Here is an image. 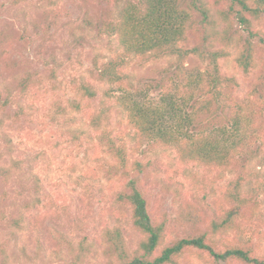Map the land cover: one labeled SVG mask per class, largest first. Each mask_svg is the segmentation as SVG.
Listing matches in <instances>:
<instances>
[{
    "label": "rangeland",
    "instance_id": "374dc122",
    "mask_svg": "<svg viewBox=\"0 0 264 264\" xmlns=\"http://www.w3.org/2000/svg\"><path fill=\"white\" fill-rule=\"evenodd\" d=\"M126 1L0 0V264H70V244L84 235L91 248L82 264H104L101 234L117 223L131 248L139 241L130 212L116 203L126 179L111 166L106 139L90 126V115L101 103L116 105L123 89L144 102L157 103L165 91H179L181 98L190 100L191 89L181 90L184 78L205 70L207 61L195 54L182 60L177 54L159 61L129 57L121 68L126 81L103 78V71L123 58L112 23ZM234 30L240 31V26ZM185 45L194 46V37ZM220 64L222 73L238 82L233 91L237 101H249L253 93L261 95L259 67L244 73L232 56L221 58ZM179 66L181 77L176 75ZM24 78L30 80L26 89ZM85 82L95 88V97L83 96L80 87ZM203 98L199 89L193 102ZM258 126L252 152L241 160L248 175L243 193L259 204L253 217L241 220L242 242H257L264 236V114ZM109 130L114 137L129 139L131 161L151 163L141 174L143 188L154 216L167 217L170 240L194 233L179 223L172 189L178 186L193 201L205 197L214 203L241 171L234 167L222 178L205 168L184 174L149 142L131 139V126L117 108L111 111ZM8 136L13 142L11 156L22 161L20 169L11 168ZM91 168L98 175L86 178ZM235 237V233L226 235L227 243L239 242ZM259 253L264 254V240ZM181 264L212 262L188 251Z\"/></svg>",
    "mask_w": 264,
    "mask_h": 264
},
{
    "label": "trees",
    "instance_id": "16d2710c",
    "mask_svg": "<svg viewBox=\"0 0 264 264\" xmlns=\"http://www.w3.org/2000/svg\"><path fill=\"white\" fill-rule=\"evenodd\" d=\"M235 25L245 34L233 31ZM112 32L123 58L103 71L102 77L110 82L126 81L121 68L129 57L159 61L177 54L182 60L195 54L207 61V66L184 78L181 90L191 89L194 96L191 102L181 98L179 91H165L157 103L144 102L123 89L116 105L101 103L92 111L90 126L106 139L113 157L111 166L126 179L116 194V203L130 212L132 225L140 234L137 245L131 248L119 223L106 226L101 234L104 264H181L188 251H195L197 257L212 264H264V254L259 253L264 236L257 242H242L239 235L241 220L253 217L259 205L256 199L243 193L248 175L241 160L252 152L259 136V116L264 114V0H127L112 23ZM192 36L195 45L186 46ZM230 56L244 73L261 69L260 96L253 93L249 101H237L233 94L236 78L221 71V58ZM177 69L178 77L184 75L181 66ZM29 83V78H24L23 89ZM80 88L83 96H96L91 84L85 82ZM199 89L204 98L194 103ZM113 108L130 124L131 136L127 135L131 139L149 142L184 174L205 168L222 178L234 167H241L227 182L222 199L214 203L205 197L193 201L182 195L180 187L172 189L179 223L190 226L193 234L168 239L167 217L154 216L151 199L143 188L141 174L151 163L131 161L129 139L112 136L109 126ZM15 116L18 118L19 114ZM12 143L8 136L9 162L11 168L20 169L22 161L11 156ZM5 171L8 178L10 168ZM97 175L95 168L85 172L86 178ZM35 185L37 188L41 185L38 178ZM231 233H235L239 242L227 243L226 235ZM90 244L86 235L74 246L70 244L73 258L70 264L84 263Z\"/></svg>",
    "mask_w": 264,
    "mask_h": 264
}]
</instances>
